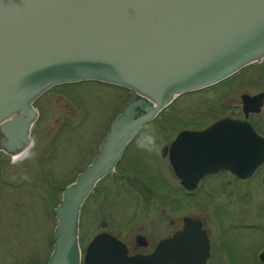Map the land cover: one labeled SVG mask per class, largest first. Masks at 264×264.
<instances>
[{"label": "water", "instance_id": "95a60500", "mask_svg": "<svg viewBox=\"0 0 264 264\" xmlns=\"http://www.w3.org/2000/svg\"><path fill=\"white\" fill-rule=\"evenodd\" d=\"M263 58L264 0H0V148L15 154L28 147L32 103L51 87L94 81L132 93L97 155L62 189L44 264L80 263V214L174 98L215 87ZM240 98L247 113L263 95ZM261 144L247 123L222 119L182 130L170 161L182 186L193 189L219 170L251 174L263 158ZM108 242L115 254L94 264L139 263L121 255L118 241L98 234L83 264H92L90 251Z\"/></svg>", "mask_w": 264, "mask_h": 264}, {"label": "flooded vegetation", "instance_id": "af4514ba", "mask_svg": "<svg viewBox=\"0 0 264 264\" xmlns=\"http://www.w3.org/2000/svg\"><path fill=\"white\" fill-rule=\"evenodd\" d=\"M244 78L246 92L239 93L227 105V113H203L190 125H185V118L171 113L164 116L168 129L156 126L141 133L91 197L108 199L110 193H116L127 200L126 215L115 219L114 225H107L108 220L102 219L84 244L78 241L79 264H83L87 249L98 234L118 241L121 255L138 257V264H264V154L254 171L245 177L219 170L203 175L193 189H186L174 174L169 153L182 130H201L222 119L247 123L261 139L264 151V58L246 69ZM104 89L113 93L110 100L103 94ZM242 94H262L258 109L244 113ZM131 96L130 92L94 81L51 87L32 103L36 116L29 128L28 147L15 154L0 148L10 158V164L21 160L26 168L37 170L33 181L46 188V201H54L53 216L62 189L97 155L111 122ZM108 105L113 108L111 117L106 119ZM50 113L54 114L53 119L44 128ZM85 126L91 129L81 130ZM145 134L155 137L152 151L138 147V140ZM2 167L0 158V175ZM143 167L149 170L142 176L137 170ZM11 172H18L17 166ZM62 177L69 181L61 188ZM19 178L4 182L13 188L27 182L23 176ZM216 178L219 180L212 182ZM110 246L108 242L91 250L92 264L100 255H114Z\"/></svg>", "mask_w": 264, "mask_h": 264}, {"label": "rangeland", "instance_id": "374dc122", "mask_svg": "<svg viewBox=\"0 0 264 264\" xmlns=\"http://www.w3.org/2000/svg\"><path fill=\"white\" fill-rule=\"evenodd\" d=\"M245 76L246 70L220 82L215 87L177 98L146 129L156 126L161 130L168 129L169 126L165 125L164 116L171 113L185 118V125L195 122L194 120L199 119L203 113L210 116L214 113L218 115L227 113V105L235 97H238L239 93L246 92ZM103 91V94L108 95L106 97H109V100L110 97H113L111 90L104 89ZM99 94L103 96L101 93ZM112 108L111 105H108L106 119L111 117ZM53 116L54 114L51 113L46 115L44 128H48ZM89 129L91 128L85 126L81 130ZM0 158L4 162L0 175V264H42L52 247L53 227L56 223L52 214L54 201H46L44 198L46 188L42 183L33 181V177L37 173L34 167L26 168L21 160L10 164V158L1 150ZM12 165L17 166L18 172H11ZM148 170L147 167H143L138 168L137 172L143 176ZM20 172L23 173L21 176L26 178L27 182L16 188L5 184L6 179L9 181L21 179L19 178L21 177ZM132 172L133 175H136V171ZM217 180L219 179H212V182ZM68 181L69 178L62 177L60 187L62 188V185ZM124 201L127 200H123L116 193H110L108 199H101L100 196L91 198L79 216V244L85 243L88 236L101 225L102 219L108 220L105 224L114 225L116 224L115 219L121 218L120 215H126L127 208L124 206L126 203Z\"/></svg>", "mask_w": 264, "mask_h": 264}, {"label": "clouds", "instance_id": "9594fccd", "mask_svg": "<svg viewBox=\"0 0 264 264\" xmlns=\"http://www.w3.org/2000/svg\"><path fill=\"white\" fill-rule=\"evenodd\" d=\"M137 143L138 147L146 151H152L155 147V137L151 134H145L141 136Z\"/></svg>", "mask_w": 264, "mask_h": 264}]
</instances>
